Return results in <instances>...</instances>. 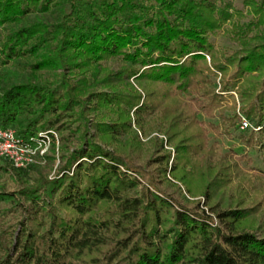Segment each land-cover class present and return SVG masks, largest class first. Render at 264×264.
<instances>
[{"label":"trees","instance_id":"obj_1","mask_svg":"<svg viewBox=\"0 0 264 264\" xmlns=\"http://www.w3.org/2000/svg\"><path fill=\"white\" fill-rule=\"evenodd\" d=\"M244 6L0 0V64L26 59L34 74L0 86V127L28 141L57 128L75 145L55 178L2 160L0 264H264L263 199L246 205L242 183L236 206L215 202L246 171L233 155L213 162L207 147L212 130L239 132L264 160V0ZM35 13L53 20L29 22ZM219 31L238 48L217 46ZM112 58L116 70L104 65ZM239 112L262 131L241 130ZM138 132L165 138L150 140L160 154L150 177L136 164ZM162 182L204 207L172 199Z\"/></svg>","mask_w":264,"mask_h":264},{"label":"rangeland","instance_id":"obj_2","mask_svg":"<svg viewBox=\"0 0 264 264\" xmlns=\"http://www.w3.org/2000/svg\"><path fill=\"white\" fill-rule=\"evenodd\" d=\"M232 1L233 4L238 8L245 10L244 0H229ZM52 15L49 13H35L29 16V22L36 21H52ZM6 33L5 30L0 31V39ZM211 40L214 41L219 47H228L230 49L238 48V45L228 38L223 31H219L217 34L211 36ZM208 62H210V56L206 55ZM123 63L121 60L117 58H112L109 61H106L104 65L109 66L112 69H118ZM43 75V79L48 77V72H41L37 75ZM220 76V75H219ZM34 74L32 70L29 68L28 60L26 59H15L8 64H0V86L5 88L8 87L12 83H22L27 82L28 80H33ZM218 86H220V77L217 78ZM232 94L236 96L237 101V111L241 106L240 99L235 91H232ZM236 111V113H237ZM230 114L231 112H227ZM200 119L204 121H210L203 114H200ZM238 121V117H237ZM215 123H220L221 120L218 117L217 119L211 121ZM54 136L50 143L47 145V150L43 154L40 151L45 148L44 146L38 150L35 155V161L33 164L25 167L29 168L33 165L41 166L42 169L48 170L52 169L49 177L55 178L57 173L61 170V168L65 165L67 158L70 153L73 151L74 144L70 145L66 141L62 139V133L57 130V128H53ZM232 131V130H231ZM67 133V131L65 132ZM140 138L144 143L143 151L138 154L136 157V164L144 170V172L150 177L156 173L157 164L155 163V159L160 155L159 151L153 147V144L150 142L151 138L155 135L159 136L160 139H165L163 135L158 133H154L148 137H144L141 132H138ZM208 148L213 149L214 155L212 156V161H217L220 157H223L227 154V161L231 162L229 156H232L240 161V166L246 172H241L238 176H235L232 179V184L226 189L224 194H217L215 198V202H220L222 204V208H228L231 206L237 205V198L241 195L242 190L240 192L237 191L238 186L243 183V186L240 188L247 189L249 192L243 198L246 201V205L253 204L255 201L262 200V205L264 208V189L262 186L264 184V160L261 154L260 149L258 148H249L242 140L239 135V132H234L233 135H229L226 133L217 134L215 131H210L209 140H208ZM165 148L172 152V157L175 156V150L169 146L165 145ZM231 161H230V160ZM240 159V160H239ZM2 158H0V165H2ZM5 160V159H4ZM235 160V161H236ZM12 165V164H11ZM171 165V163H170ZM13 166V165H12ZM14 167V166H13ZM16 168V167H14ZM21 169V168H19ZM256 174H259L261 177L258 178ZM62 175V174H61ZM5 177L0 173V180H4ZM250 181L255 184L257 190H262L257 196L256 189H250L246 181ZM180 186V190L171 186L167 182H162L159 184L160 189L168 194L172 199L179 202H187V201H201V207L203 208L205 205L206 199L204 197H195L191 198L182 183H178ZM184 193V194H182ZM186 196V198L183 197ZM186 199V200H185ZM188 203V202H187ZM192 205V204H191ZM195 205V204H194ZM192 205V206H194ZM2 207V205H0ZM209 212V211H208Z\"/></svg>","mask_w":264,"mask_h":264},{"label":"built area","instance_id":"obj_3","mask_svg":"<svg viewBox=\"0 0 264 264\" xmlns=\"http://www.w3.org/2000/svg\"><path fill=\"white\" fill-rule=\"evenodd\" d=\"M239 124L241 130L251 129L258 133L263 129L262 125L254 126L241 112H239ZM52 135L54 136V132L49 130L28 141L19 136L14 129L0 127V158L9 161L16 168H25L35 161L38 147L39 149L45 147L40 151L41 154L47 150Z\"/></svg>","mask_w":264,"mask_h":264}]
</instances>
